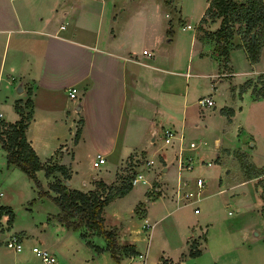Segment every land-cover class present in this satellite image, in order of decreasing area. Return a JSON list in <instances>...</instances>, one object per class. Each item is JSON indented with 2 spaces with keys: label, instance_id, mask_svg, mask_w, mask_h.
Here are the masks:
<instances>
[{
  "label": "crops",
  "instance_id": "0c3cea01",
  "mask_svg": "<svg viewBox=\"0 0 264 264\" xmlns=\"http://www.w3.org/2000/svg\"><path fill=\"white\" fill-rule=\"evenodd\" d=\"M121 10H107L104 0H0V111L4 116L9 113L8 109L13 111L12 119L4 117L7 122L20 118L15 109L17 102L25 111H31L32 117L26 129L27 140L44 166L58 163L68 167L71 172L70 188L90 191L95 189L98 180L106 183L114 181L127 159L140 157L149 142L156 143L158 139L177 144L178 165L184 167L189 163L192 168V158L185 154L186 128L198 125L205 107L215 106L216 94L222 93L223 109L230 97L234 99L240 95L239 87L244 82L252 80L257 87L262 83L259 76L264 74V41L260 60L252 63L245 48L236 46L242 38L240 33H235L230 40L229 60L224 64L223 56L215 49V41L209 38L200 40L194 31L188 38V64L186 69H182L174 53L166 56L159 53L162 46L158 36H155V19L149 20L145 15L136 14L125 20L120 18ZM145 19L146 34L133 32L131 39L125 37L131 23ZM219 24L220 19H217L204 23V27L214 31ZM211 25L216 26L209 28ZM182 28L191 29L193 26L187 23ZM140 41L149 45L140 49ZM194 59L197 66L192 64ZM177 73L187 77L186 84L183 85ZM227 79L229 82L225 84ZM233 86L235 89L231 90ZM71 89H74V96L68 93ZM229 91L230 96L226 95ZM243 93L251 95L252 105L264 104V98L257 97L252 87ZM207 97L212 99V104L202 103L201 100ZM78 127L81 132L75 142L73 133ZM216 145L221 146L218 138ZM189 147L196 148L197 143L190 141ZM245 148V143L234 149L222 145V156L217 153V159L226 161L227 165L219 175V185L230 177L241 181L253 180L257 184L256 178L243 176L239 167L236 176L227 173L230 162H237L234 150L243 149L252 161L251 152ZM98 153L105 160L95 165ZM83 154L89 156L93 167L109 165L99 168L90 180L82 178L86 187L79 188L76 179L82 173L74 170L73 166L79 164ZM161 159V170H170L172 163H168L163 155ZM152 162L149 160L150 165ZM139 170L133 185L147 182ZM39 173L45 175V170L37 171L38 178ZM55 176L63 179L60 172L50 177L45 175L48 189ZM164 185L167 184L155 186L156 200L168 198L175 200L177 206L181 205L186 199L183 193L189 192L185 184L178 181L171 186L172 189L168 190H172L173 194L158 193ZM50 191L56 194L52 189ZM219 191H225V188ZM1 205L4 210L0 212V218L7 216L8 221L9 214L13 213V220L8 221L12 226L15 212L10 201ZM263 207L264 189L258 207L262 215ZM145 223V228L151 227L147 218ZM13 233L23 240L27 236L25 229ZM5 236L1 234L0 238ZM200 241L199 237L187 239L188 251L191 242L199 246ZM134 246L137 250L136 244ZM198 248L201 251L204 245ZM43 249L54 255L48 248ZM133 256L122 254L121 258L132 259ZM138 256L145 258L146 254L140 252ZM159 260V264H172L174 261L164 255ZM56 261L55 257L54 264Z\"/></svg>",
  "mask_w": 264,
  "mask_h": 264
},
{
  "label": "rangeland",
  "instance_id": "374dc122",
  "mask_svg": "<svg viewBox=\"0 0 264 264\" xmlns=\"http://www.w3.org/2000/svg\"><path fill=\"white\" fill-rule=\"evenodd\" d=\"M206 2L207 0H104L107 10L119 12L122 9L119 14L122 19L132 18L136 14L145 15L149 20L155 19V36H158L162 46L159 53L164 56L174 53L182 69H186L188 64V38L194 31L198 36L202 35L197 22ZM146 21L131 23L125 37L131 39L133 32L146 34ZM187 23L193 28L183 29V25ZM215 26L211 25L209 28ZM147 45L149 43L146 41H140L138 47L142 49ZM192 64L197 66L196 59ZM194 70L193 67L192 71ZM176 75L182 78L183 85L186 84L185 75ZM228 82V79L225 80V84ZM232 89L235 87H231ZM230 92L226 95L230 96ZM239 93L234 99L230 97L227 106L223 105L227 110L234 108L235 113L230 115L232 120L228 118L227 113L230 112L222 111V93L214 94L215 106L205 107L198 125L184 131L187 143L185 154L191 156L192 168L178 165L177 144L158 139L156 143L149 142L140 157L132 156L127 159L119 168L115 180L106 183L118 185L122 178L133 175L139 169L146 177V183L138 182L126 196L115 198L104 208L105 227L116 228L118 243L136 244L138 253L146 254L145 258H140L137 253L132 259L122 257L117 262L103 235L88 231L74 218H69V223L65 222L60 207L51 197L53 193L48 189L45 175L39 173L43 189L48 191V194L42 195L29 175L17 164L9 162L0 143V191L3 192L0 203L10 201L15 212L12 226L8 224L7 216L0 218V235H9L21 229L27 232L24 240L21 239L23 250L19 252L8 248L0 238V264H46L33 251V244L39 248H48L55 255L56 264H156L163 255L173 258L172 264H264V214L258 209L261 191L264 189V175L253 177L257 184L253 180L243 182L230 177L219 185V175L227 165L226 161L217 159V153L222 156V145L234 149L245 143V150L251 152L252 161L243 149L234 150L237 162H230L228 174L236 176L241 168L243 176L247 178L239 153L253 166L264 169V104L252 105L251 95L241 92L240 87ZM4 109L7 110V107L4 106ZM8 112L4 117L12 119L13 111L8 109ZM73 135L75 139V133ZM217 138L221 141L220 147L216 145ZM190 141H195L197 147H189ZM200 141L207 143L202 144ZM161 155L168 163H172V167L166 172L161 170ZM149 160L153 161L151 165ZM208 162L211 164L208 165ZM107 165L109 164L93 167L89 156L81 155L79 164L73 166L74 170L82 173L76 179L78 187L85 188L82 178L90 180L99 168ZM199 177L204 182L202 186L197 185ZM108 179L111 180L112 176L109 175ZM178 181L185 184L187 191L194 193L191 199H184L179 206L175 200L168 198L156 200V185H169L170 187H160L162 191H158L168 194L173 192L168 189H172ZM98 188L96 185L93 190ZM221 188H225V191L220 192ZM196 206L200 207V213H194ZM146 218L151 227H144L147 224ZM191 236L201 239L198 247L204 245L197 256L187 253L186 240ZM97 246L102 250L98 251Z\"/></svg>",
  "mask_w": 264,
  "mask_h": 264
},
{
  "label": "trees",
  "instance_id": "16d2710c",
  "mask_svg": "<svg viewBox=\"0 0 264 264\" xmlns=\"http://www.w3.org/2000/svg\"><path fill=\"white\" fill-rule=\"evenodd\" d=\"M217 19H220V24L214 31H209L204 27V23L213 22ZM198 30L202 31V35L199 36L200 40L209 38L215 41V49L223 56L224 64L229 60L231 38L235 33H240L242 42L236 46L245 48L249 60L252 63H256L260 60L264 41V0H209L205 12L200 18ZM259 79H262L261 86L257 87L252 80H247L240 85V91L242 92L248 87H252L257 97L264 98V74H261ZM27 103V105H30L29 102ZM15 109L20 115L18 120L15 122L0 120V125L3 126L2 130L0 129V143L7 151L9 162L21 167L35 182L39 188L38 192L42 195L48 194V191L43 189L37 176V171L44 169L47 177L52 176L55 172H60L63 179L55 178L49 187L56 193L50 196L60 207L62 218L65 222L69 223V218H74L80 221L89 231L103 235L107 240L108 249L117 262H119L122 254H137L134 244L121 245L118 243V231L116 228H106L104 225L105 206L115 198L124 196L133 188L132 179L137 172L124 179L122 178V182L118 185H107L103 180H98L96 184L99 188L96 190L82 191L70 188L65 183L66 180L71 178V172L68 167L58 163L44 166L27 140L26 129L32 117L31 111H25L18 102L15 105ZM222 111L230 112L227 114H229L228 118L231 119L230 115L233 110L223 108ZM80 132L81 128L78 127L75 132V142L78 140ZM239 157L247 178L264 174V169L250 164L243 154L239 153ZM3 210L4 206L1 205L0 212L2 213ZM262 211L264 213V207ZM12 220L13 213H10L8 221L11 222ZM96 249L98 251L102 250L98 246ZM200 253L198 244L191 242L189 255L197 256Z\"/></svg>",
  "mask_w": 264,
  "mask_h": 264
},
{
  "label": "built area",
  "instance_id": "2783aa9c",
  "mask_svg": "<svg viewBox=\"0 0 264 264\" xmlns=\"http://www.w3.org/2000/svg\"><path fill=\"white\" fill-rule=\"evenodd\" d=\"M68 93H69L70 96H74L75 95L74 89L69 90ZM201 101H202V103L207 102L208 104H212V99H210L208 97L205 98V99H202ZM0 120H4V114H3L2 111H0ZM0 127H1L0 129L2 130V127L3 126L0 125ZM191 145H194V144L191 143ZM96 157H97V160L94 161V164L95 165H98V164L104 162V160H105V158L100 153H98L96 155ZM185 165L188 168H190V164L189 163H187ZM137 179L138 178H137V174H136L135 177L132 179V183L136 182ZM197 185L198 186H202L203 185L202 178H200V177L197 178ZM1 194H2V192L0 191V195ZM183 194H184V197L187 200L191 199V197L194 196V193L192 191L184 192ZM196 196L198 197V193L196 194ZM194 210L197 213V212H199L200 209H199L198 206H196L194 208ZM3 240H4V242H5V244H6L7 247L12 248L15 251H20L22 249L21 238L17 234L12 233L10 235H7V236L3 237ZM32 249H33L34 252H36L38 255L41 256L43 262H45L46 264H54V262H55V256L52 255L50 252H48L47 250H45L43 248H39L38 246H33Z\"/></svg>",
  "mask_w": 264,
  "mask_h": 264
},
{
  "label": "water",
  "instance_id": "95a60500",
  "mask_svg": "<svg viewBox=\"0 0 264 264\" xmlns=\"http://www.w3.org/2000/svg\"><path fill=\"white\" fill-rule=\"evenodd\" d=\"M252 36H254V35H252ZM164 169H167V168H164ZM65 183H66V185H69L70 182H69V180H66Z\"/></svg>",
  "mask_w": 264,
  "mask_h": 264
}]
</instances>
